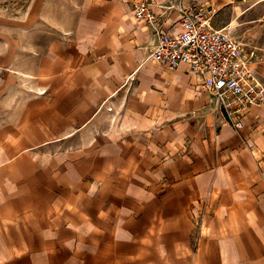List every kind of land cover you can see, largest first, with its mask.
<instances>
[{
	"label": "crops",
	"instance_id": "1",
	"mask_svg": "<svg viewBox=\"0 0 264 264\" xmlns=\"http://www.w3.org/2000/svg\"><path fill=\"white\" fill-rule=\"evenodd\" d=\"M137 1L0 15V264H264V102L233 127ZM195 1L264 83V0Z\"/></svg>",
	"mask_w": 264,
	"mask_h": 264
},
{
	"label": "built area",
	"instance_id": "2",
	"mask_svg": "<svg viewBox=\"0 0 264 264\" xmlns=\"http://www.w3.org/2000/svg\"><path fill=\"white\" fill-rule=\"evenodd\" d=\"M133 10L135 18L151 25L156 33L149 56L169 68L185 65L197 75L233 127L241 128L249 108L264 102V83L249 65L253 50L248 51L231 25L215 27L203 4L138 0ZM171 17L173 23L164 28Z\"/></svg>",
	"mask_w": 264,
	"mask_h": 264
},
{
	"label": "rangeland",
	"instance_id": "3",
	"mask_svg": "<svg viewBox=\"0 0 264 264\" xmlns=\"http://www.w3.org/2000/svg\"><path fill=\"white\" fill-rule=\"evenodd\" d=\"M21 2H22V4L20 5V7H16L17 8V11H16V9H8V7H6L5 6V4L6 3H12V0H7V1H0V15L1 14H18L19 12H20V10L21 11H23V10H25V9H27L28 7H29V2L31 1V0H20ZM13 8H14V6H13ZM8 12H10V13H8ZM241 30H238V32H237V35H239V36H241Z\"/></svg>",
	"mask_w": 264,
	"mask_h": 264
}]
</instances>
